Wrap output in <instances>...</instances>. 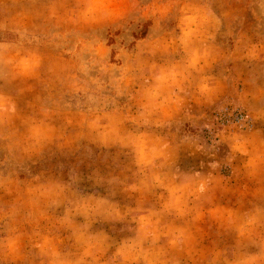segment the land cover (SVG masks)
Returning a JSON list of instances; mask_svg holds the SVG:
<instances>
[{"label":"rangeland","instance_id":"obj_1","mask_svg":"<svg viewBox=\"0 0 264 264\" xmlns=\"http://www.w3.org/2000/svg\"><path fill=\"white\" fill-rule=\"evenodd\" d=\"M0 264H264V0H0Z\"/></svg>","mask_w":264,"mask_h":264}]
</instances>
